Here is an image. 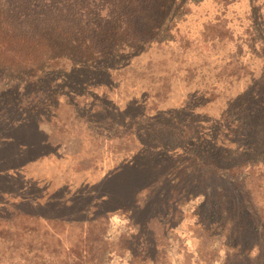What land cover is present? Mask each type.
Masks as SVG:
<instances>
[{
    "label": "rangeland",
    "instance_id": "1",
    "mask_svg": "<svg viewBox=\"0 0 264 264\" xmlns=\"http://www.w3.org/2000/svg\"><path fill=\"white\" fill-rule=\"evenodd\" d=\"M76 1L83 11L98 0ZM136 2L109 24L102 23L105 14L90 16L81 37L51 32L54 54L76 60L57 73L59 92L45 86L38 102L32 81L26 84L38 74L27 63L43 41L0 27V50L12 52L11 62H0V264H264V114L232 150L260 163L245 174L262 217L258 230L210 235L188 210L138 232L125 213L112 212L118 202L104 204L102 182L122 194L130 185L128 164L143 134L133 119L140 129H154L152 119L167 126L174 119L216 136L228 127L222 121L230 103L264 81V0ZM75 24L80 30L82 19ZM97 40L99 52L90 51ZM49 99L56 104L51 114ZM39 113L43 137L19 128L31 117L35 124ZM31 140L40 148L27 153ZM170 171L166 179L152 176L183 189L186 176Z\"/></svg>",
    "mask_w": 264,
    "mask_h": 264
},
{
    "label": "trees",
    "instance_id": "2",
    "mask_svg": "<svg viewBox=\"0 0 264 264\" xmlns=\"http://www.w3.org/2000/svg\"><path fill=\"white\" fill-rule=\"evenodd\" d=\"M112 1L117 5H114ZM132 1H137L134 5L141 3V0H98L99 5L96 1L91 2V9L86 7L81 11L78 9L80 2L76 0H0V16L4 19L0 24L1 28L5 31L22 29L27 32L30 40H42L44 43L38 50V55L36 57L31 55L27 63V67L32 66L33 73L38 74L26 81V84L32 81V87L37 89L32 95L35 98L34 101H40V95L45 86L49 92L57 94L59 92L57 81L59 74L57 73L67 71L69 66L75 63L76 57L54 54L48 39L51 32L75 31L70 34L79 37L80 31H90V27L84 24L90 16L99 18L105 14L102 23L109 24L117 18L114 17L115 13L122 12ZM122 5L123 8L120 9ZM125 16L127 15H121V18ZM76 17L82 19L83 24L80 30L75 24ZM89 25L97 26L93 22ZM40 28L41 33L36 31ZM123 28L125 27H121ZM125 34L128 35L125 32L122 33V35ZM97 43L99 44L98 40L90 42L92 46L88 49L99 52V47L94 45ZM11 55L10 51L0 50L1 64L11 62ZM14 59L17 60L15 57ZM41 62L45 65L39 68L37 64ZM40 105L43 104L39 102L37 106L32 107L33 111H38ZM46 106L49 114L53 108H56L52 99L46 102ZM20 109L24 111L26 108L21 106ZM243 112H246L245 116ZM263 114L264 81L254 82L246 92L230 103L222 121L227 123L228 127L219 130L216 136L211 132L208 135L201 134L202 132L198 131L199 127L195 128L193 124L187 125L174 119L170 120L168 126L167 122L159 124L157 119H152L150 122H154V129L148 128L149 125L145 129H140L138 121L140 119H133V122L137 120L135 121L138 125L137 132L142 131L143 134L139 135L141 140L138 142L132 161L128 164L126 173L127 178L131 179L130 185L122 194L113 192L109 182H102L106 186L104 192H108L104 204L118 202V207H115L112 212L125 213L128 225L138 232L140 229L146 231L157 218L174 217L176 220L182 218L188 210L191 211L194 225L202 227V230L210 235L220 232L226 237L235 231L258 230L262 225L260 221L262 217L252 206L251 187L248 175L245 174H249L260 163L239 158L232 150L240 147L237 141L240 135L246 133V130H255ZM249 115L252 116L246 117ZM167 116L174 118L172 114ZM233 116L234 123L231 121ZM42 118L43 115L39 113L35 124L31 117L29 122L19 128L28 129L32 135L34 131L43 137L45 130L41 126ZM135 130L136 127L132 126L128 133L131 135ZM130 135L129 138L133 137ZM37 143L41 144L31 140L23 149L27 153L36 152L40 148ZM175 169L186 176L182 183L183 189L178 185H160L152 176L154 172H158V175L162 174L161 178L166 179L171 174L170 170ZM137 187L139 189L135 194L134 190ZM172 229L175 230L173 227ZM237 253L238 256H242L239 252ZM228 264L231 263L228 262Z\"/></svg>",
    "mask_w": 264,
    "mask_h": 264
}]
</instances>
